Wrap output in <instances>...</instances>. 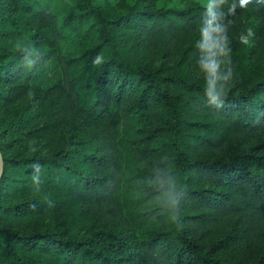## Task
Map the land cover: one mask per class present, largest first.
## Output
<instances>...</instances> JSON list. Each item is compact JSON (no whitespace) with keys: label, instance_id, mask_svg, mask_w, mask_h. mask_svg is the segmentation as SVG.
Instances as JSON below:
<instances>
[{"label":"trees","instance_id":"obj_1","mask_svg":"<svg viewBox=\"0 0 264 264\" xmlns=\"http://www.w3.org/2000/svg\"><path fill=\"white\" fill-rule=\"evenodd\" d=\"M156 1L0 0V264H264V137L226 153L227 134L264 130V66L236 40L206 55L264 0ZM203 55L204 74L179 71ZM38 136L56 137L50 152L18 147ZM19 191L34 195L7 199ZM55 195L124 226L12 225Z\"/></svg>","mask_w":264,"mask_h":264},{"label":"rangeland","instance_id":"obj_2","mask_svg":"<svg viewBox=\"0 0 264 264\" xmlns=\"http://www.w3.org/2000/svg\"><path fill=\"white\" fill-rule=\"evenodd\" d=\"M128 3H133L135 0H125ZM199 2H207V0H196ZM158 5H182L181 0H157ZM25 18L22 19L23 23ZM246 34L242 36L233 37L226 33H215L211 36L207 43L206 55L208 59L213 57L221 56L226 46L232 41L236 40L235 45L239 48L241 45V50L249 55L248 62L255 67L256 70H260L264 66V16L261 14L260 10L256 6H249L246 8ZM247 41V42H245ZM215 52L216 55L213 54ZM206 56H200L196 58L195 62L192 63L188 68L181 64L178 69L181 73L187 72L188 69H196L200 74H204V60ZM178 56L165 54L154 57L155 64H172L175 63ZM24 100L17 103L7 104L6 108L12 110L13 108L24 104ZM6 110V109H5ZM44 121V117L34 118L29 124L39 125ZM75 126L84 133H94L97 129L96 123L84 117H75ZM264 137V130L259 133L247 134L243 131H233L229 135L227 134L228 144L226 147V153L233 152L236 150H245L256 140ZM55 136H38L34 138H28L18 142L19 148L21 150H29L32 147L37 148L40 152H50L55 145ZM17 146L15 148H18ZM1 151V149H0ZM4 165V161H3ZM24 192H29V190L24 189ZM34 193H38V190H32ZM20 192V193H19ZM15 193L12 197H7V199H26L30 198L34 194L32 193H22L19 191ZM46 190L42 191L43 196H47ZM47 202L45 205H35L34 208L30 209L26 216L19 217L13 221L12 225L21 230L32 231L45 227H49L56 231H59L67 236H77L82 235H94L95 233L100 234L102 228H110L113 231L119 230L120 224L112 218L104 219L98 217L97 214L89 207H87L83 202H68L62 196L55 195L53 200L50 197H46ZM123 228V227H122ZM125 228V227H124ZM261 244L264 246V228L261 230L260 234Z\"/></svg>","mask_w":264,"mask_h":264},{"label":"clouds","instance_id":"obj_3","mask_svg":"<svg viewBox=\"0 0 264 264\" xmlns=\"http://www.w3.org/2000/svg\"><path fill=\"white\" fill-rule=\"evenodd\" d=\"M245 42H247V41H245ZM208 67H212L211 65H209ZM180 204H181V200H176V199H173L172 201H171V205H172V208L174 209V213H173V215L171 216V221H173V222H179V216H180V211H175V209L176 208H179V206H180Z\"/></svg>","mask_w":264,"mask_h":264},{"label":"water","instance_id":"obj_4","mask_svg":"<svg viewBox=\"0 0 264 264\" xmlns=\"http://www.w3.org/2000/svg\"><path fill=\"white\" fill-rule=\"evenodd\" d=\"M2 172H3V156L0 151V178H1Z\"/></svg>","mask_w":264,"mask_h":264}]
</instances>
